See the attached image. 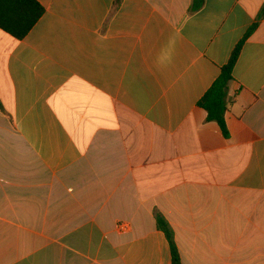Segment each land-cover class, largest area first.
I'll use <instances>...</instances> for the list:
<instances>
[{"label": "crops", "instance_id": "0c3cea01", "mask_svg": "<svg viewBox=\"0 0 264 264\" xmlns=\"http://www.w3.org/2000/svg\"><path fill=\"white\" fill-rule=\"evenodd\" d=\"M37 1L0 30V264H172L156 211L182 264H264V0ZM256 23L226 138L198 103Z\"/></svg>", "mask_w": 264, "mask_h": 264}, {"label": "trees", "instance_id": "16d2710c", "mask_svg": "<svg viewBox=\"0 0 264 264\" xmlns=\"http://www.w3.org/2000/svg\"><path fill=\"white\" fill-rule=\"evenodd\" d=\"M205 0H193L190 13L200 11ZM45 14L44 7L37 0H0V30L16 40L25 39ZM264 17V9L260 18ZM258 27L254 24L244 38L234 48L229 62L222 67L221 74L198 103V107L207 112V121L215 122L228 138L230 133L226 121L228 112V95L233 81V71L245 43L253 36ZM0 109H3L0 101ZM158 230L163 232L170 244L172 264H182L176 235L167 219L158 211L155 212Z\"/></svg>", "mask_w": 264, "mask_h": 264}, {"label": "built area", "instance_id": "2783aa9c", "mask_svg": "<svg viewBox=\"0 0 264 264\" xmlns=\"http://www.w3.org/2000/svg\"><path fill=\"white\" fill-rule=\"evenodd\" d=\"M117 230L120 234L127 233L130 230V225L126 222H120L117 224Z\"/></svg>", "mask_w": 264, "mask_h": 264}]
</instances>
